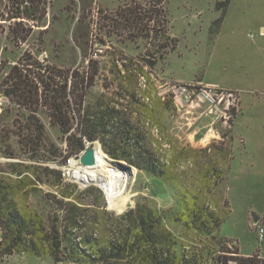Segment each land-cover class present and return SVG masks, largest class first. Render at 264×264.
I'll return each instance as SVG.
<instances>
[{"label": "rangeland", "instance_id": "obj_1", "mask_svg": "<svg viewBox=\"0 0 264 264\" xmlns=\"http://www.w3.org/2000/svg\"><path fill=\"white\" fill-rule=\"evenodd\" d=\"M75 70L80 90L90 76L87 101L97 102L102 94L112 96L117 90H134L145 104L156 108L150 117L143 106L126 102L127 95L115 98L118 109L136 112L131 121L139 134L131 136L154 152L163 180L110 157L100 143L109 158L135 170L128 189L110 203L97 185L83 187L74 180L69 161L60 163L67 140L50 116L46 85L62 90L67 76L70 90ZM171 81H215L238 89L241 104L235 121L229 127L213 123L207 105H186L166 86ZM69 118L75 126L81 120L75 112ZM246 138L253 140L245 143L254 147L248 151L255 152L251 171L246 169L250 160L234 159L235 155L231 160L234 145L244 147ZM263 153L264 0H0V176H12L10 164L17 162L40 166V175L45 166L56 168L64 182L77 186L80 202L104 200L102 210L108 214H98L104 227L94 214L81 212L83 223L95 222L90 225L95 237L99 238V229L108 237L121 223L119 217L138 203H149L164 212L167 227L191 245L192 232L171 218L180 212L182 194H195L222 220L209 238L219 236L230 251L240 246L245 252L264 253V234L260 239L256 225L264 227ZM234 162L241 168L236 178L234 169L230 172ZM89 188L99 191L91 195ZM57 190L41 183L21 204L31 213L54 216L56 204L46 193ZM258 192L260 197L255 196ZM256 216L262 218L258 221ZM1 233L0 228V237ZM0 264L77 263L57 262L52 255L0 254Z\"/></svg>", "mask_w": 264, "mask_h": 264}, {"label": "trees", "instance_id": "obj_2", "mask_svg": "<svg viewBox=\"0 0 264 264\" xmlns=\"http://www.w3.org/2000/svg\"><path fill=\"white\" fill-rule=\"evenodd\" d=\"M63 82L62 90H54L46 85L49 93L45 95L50 116L57 121L59 130L67 140L66 154L60 163L64 164L69 157L81 153L87 142L98 140L110 157L127 161L154 179H164V171L151 148L147 144L140 145L139 137L134 139L131 136L139 134L138 126L131 121L136 112L118 109L115 98L117 95H127L129 99L126 102L143 106L150 117L156 108L145 104L134 90H117L112 96L102 94L97 102L87 101L91 95L88 90L92 85L90 76L87 86L80 90L76 70L70 90L67 76ZM85 101L87 103L83 106ZM71 112L81 118L76 126L69 120ZM10 167L12 176H0L2 257L13 254L37 257L52 255L57 262L72 259L77 264L98 261H120L126 264H228L230 256L227 253L234 252L219 236L209 238L210 232L222 220L217 212L208 211L202 196L182 194L180 212L171 218L181 221L184 231L192 232V246L186 245L181 235H175L166 225L167 215L149 203H138L136 208L119 217L121 223L113 226L108 237L99 229L97 238V232L90 227L95 222L89 220L83 223L80 217H83V211L91 217L94 214L97 222L104 227L102 217L98 216L99 213L108 214L102 210L105 207L104 200L100 198V201L94 199L91 203L80 202L78 194H75L77 186L64 182L65 179L56 168L45 166L40 175L37 172L40 166L17 162L10 164ZM41 183L58 189L56 193H46V197L56 204L54 216L49 214L48 218L35 210L34 213L29 212L27 206L21 204ZM97 191L99 189L96 188L87 190L91 195ZM62 211L63 215L58 214ZM233 250L237 253L234 257L237 264H262L257 255H241L238 247H233Z\"/></svg>", "mask_w": 264, "mask_h": 264}, {"label": "built area", "instance_id": "obj_3", "mask_svg": "<svg viewBox=\"0 0 264 264\" xmlns=\"http://www.w3.org/2000/svg\"><path fill=\"white\" fill-rule=\"evenodd\" d=\"M125 61V60H124ZM145 82V78L143 77ZM145 85V84H144ZM166 86L175 93L177 97L182 99V101L191 107H197L201 104H206L208 108V114L213 116V123L216 121L222 122L224 126H231L235 121L237 112L240 110L241 104V92L236 88H230L217 83H203V82H174L171 81L166 83ZM99 145L102 150L101 144L99 141L95 142H87L86 148ZM85 148V149H86ZM85 149L81 151L76 156H72L73 159H78L80 161V157L85 152ZM70 158V157H69ZM67 159L68 166L70 167V161L72 158ZM66 163L64 164H67ZM81 163V162H80ZM83 165V164H82ZM55 166V165H53ZM67 166V167H68ZM66 168V166L64 167ZM64 176L67 177L71 175L68 171L67 174L63 173ZM73 174V173H72ZM72 176V175H71ZM66 180V179H65ZM256 225L259 228L260 239H262L264 234V227L258 223ZM230 255V253H228ZM235 257L237 253H231ZM259 259L262 260V264H264V256L260 253L257 255ZM228 264H237L235 258H230Z\"/></svg>", "mask_w": 264, "mask_h": 264}, {"label": "bare ground", "instance_id": "obj_4", "mask_svg": "<svg viewBox=\"0 0 264 264\" xmlns=\"http://www.w3.org/2000/svg\"><path fill=\"white\" fill-rule=\"evenodd\" d=\"M95 160L93 166H85L78 159L72 158L70 169L73 178L83 187L90 184L97 185L106 193L108 201L114 203L115 199L128 189L135 170L125 166L123 162L117 163L109 158L98 144L95 148Z\"/></svg>", "mask_w": 264, "mask_h": 264}, {"label": "crops", "instance_id": "obj_5", "mask_svg": "<svg viewBox=\"0 0 264 264\" xmlns=\"http://www.w3.org/2000/svg\"><path fill=\"white\" fill-rule=\"evenodd\" d=\"M208 83H217V82H215V81H211V82H208ZM243 109H245V108H243ZM242 112H243V110H242ZM201 115V114H200ZM244 115V114H243ZM244 117V116H243ZM245 140V138L244 137H241V142H243ZM250 142H253V140L252 139H248V138H246V141L244 142V145H245V143H247V144H250ZM233 143L235 144V143H237V141H236V138H235V140L233 141ZM251 148L252 149H254V147L253 146H247V145H245L244 147H242V146H240V147H236L235 145H234V149H233V154H231V160H232V158H233V155H235L234 156V159L236 158V157H240V159H241V161H242V159H248V160H250L249 161V163H246V165L247 166H250V168H246L247 170H250L251 171V169H252V167H254L255 165H256V160H255V152H253V151H248V150H251ZM246 149V150H245ZM263 156H264V153H263ZM243 163V162H242ZM240 164H241V162H240ZM239 163L237 162H234L233 164L232 163H230V172L232 171V169H234L233 171H234V175H235V178H236V174H237V171L239 170V169H241V168H239ZM230 175V173L228 174V176ZM157 185H161V183L160 182H155ZM149 191L151 192V195H153V196H156V193H155V191L153 190V189H150L149 188ZM255 196H257V197H260V193L258 192L257 194H255ZM230 208H231V205H230ZM257 217V220L259 221L261 218H262V216H256ZM239 245V244H238ZM239 251H240V254L241 255H244V256H249V255H251V254H254V253H256V252H259L261 255H263L264 256V253L259 249V250H257V251H254V252H245L240 246H239Z\"/></svg>", "mask_w": 264, "mask_h": 264}, {"label": "water", "instance_id": "obj_6", "mask_svg": "<svg viewBox=\"0 0 264 264\" xmlns=\"http://www.w3.org/2000/svg\"><path fill=\"white\" fill-rule=\"evenodd\" d=\"M81 164L85 166H93L96 162L95 160V146L89 147L83 155L80 157ZM119 165H121L119 163ZM257 220V217H255Z\"/></svg>", "mask_w": 264, "mask_h": 264}]
</instances>
